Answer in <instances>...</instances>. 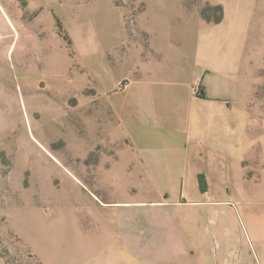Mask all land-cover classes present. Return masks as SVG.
Returning <instances> with one entry per match:
<instances>
[{
    "label": "rangeland",
    "instance_id": "rangeland-1",
    "mask_svg": "<svg viewBox=\"0 0 264 264\" xmlns=\"http://www.w3.org/2000/svg\"><path fill=\"white\" fill-rule=\"evenodd\" d=\"M206 7L220 8L219 23ZM160 38L181 67L191 43L241 45L244 86L253 80L250 102L264 111V0H0V264L107 256L116 230L102 204L119 188L94 168L116 123L112 99L142 85ZM221 199L219 224L182 206L184 225L159 230L162 264H178L172 249L180 264H264V190Z\"/></svg>",
    "mask_w": 264,
    "mask_h": 264
},
{
    "label": "crops",
    "instance_id": "crops-1",
    "mask_svg": "<svg viewBox=\"0 0 264 264\" xmlns=\"http://www.w3.org/2000/svg\"><path fill=\"white\" fill-rule=\"evenodd\" d=\"M160 41L157 63L142 65V85L130 87L124 102L112 99L116 123L107 128L108 147L94 168L119 188L113 201L93 195L111 209L116 230L101 264H162L159 230L184 225L182 206L199 207V216L219 224L221 197L264 190V111L250 102L253 80L244 86L242 46L219 52L190 39L192 58L181 67L170 60L166 39ZM193 85L203 98L191 93ZM168 256L180 264L173 249Z\"/></svg>",
    "mask_w": 264,
    "mask_h": 264
},
{
    "label": "trees",
    "instance_id": "trees-1",
    "mask_svg": "<svg viewBox=\"0 0 264 264\" xmlns=\"http://www.w3.org/2000/svg\"><path fill=\"white\" fill-rule=\"evenodd\" d=\"M204 11L202 12V17L207 21V22H214V23H219L220 21H221V19H222V13H220L221 11H220V8L219 7H206V8H204L203 9ZM207 13H215L216 14V16H215V18H210L208 15H207ZM198 92H200V97L201 98H203L204 96H203V93L201 92V90H200V88H199V91ZM202 182H203V180H202V178L200 177V179H199V183L200 184H202Z\"/></svg>",
    "mask_w": 264,
    "mask_h": 264
}]
</instances>
